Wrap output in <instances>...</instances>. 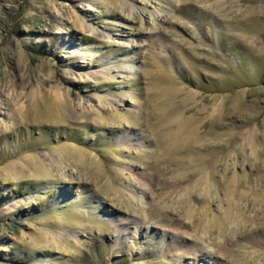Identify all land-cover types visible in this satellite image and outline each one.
<instances>
[{
	"label": "rangeland",
	"instance_id": "374dc122",
	"mask_svg": "<svg viewBox=\"0 0 264 264\" xmlns=\"http://www.w3.org/2000/svg\"><path fill=\"white\" fill-rule=\"evenodd\" d=\"M0 264H264V0H0Z\"/></svg>",
	"mask_w": 264,
	"mask_h": 264
},
{
	"label": "bare ground",
	"instance_id": "6f19581e",
	"mask_svg": "<svg viewBox=\"0 0 264 264\" xmlns=\"http://www.w3.org/2000/svg\"><path fill=\"white\" fill-rule=\"evenodd\" d=\"M56 97H55V102L56 103H59V98H58V95H55ZM36 101V100H35ZM61 101V100H60ZM60 103H63V102H60ZM35 105V107H37L36 105H37V101L34 103ZM193 133V132H192ZM195 136V135H194ZM189 137H191V136H189ZM194 138V137H193ZM81 163H83V162H81ZM84 164V163H83ZM24 170V169H23Z\"/></svg>",
	"mask_w": 264,
	"mask_h": 264
}]
</instances>
